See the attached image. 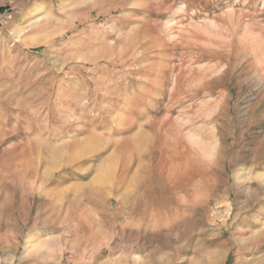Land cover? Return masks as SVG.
Listing matches in <instances>:
<instances>
[{
    "label": "rangeland",
    "instance_id": "374dc122",
    "mask_svg": "<svg viewBox=\"0 0 264 264\" xmlns=\"http://www.w3.org/2000/svg\"><path fill=\"white\" fill-rule=\"evenodd\" d=\"M0 264H264V0H0Z\"/></svg>",
    "mask_w": 264,
    "mask_h": 264
},
{
    "label": "built area",
    "instance_id": "2783aa9c",
    "mask_svg": "<svg viewBox=\"0 0 264 264\" xmlns=\"http://www.w3.org/2000/svg\"><path fill=\"white\" fill-rule=\"evenodd\" d=\"M11 10V4L8 6V8H2V11H0V19H4L6 18L7 16H9V12Z\"/></svg>",
    "mask_w": 264,
    "mask_h": 264
},
{
    "label": "trees",
    "instance_id": "16d2710c",
    "mask_svg": "<svg viewBox=\"0 0 264 264\" xmlns=\"http://www.w3.org/2000/svg\"><path fill=\"white\" fill-rule=\"evenodd\" d=\"M0 11H2V8H0Z\"/></svg>",
    "mask_w": 264,
    "mask_h": 264
}]
</instances>
